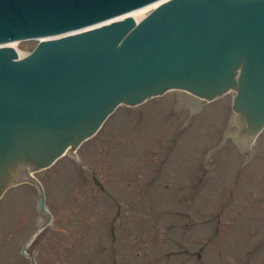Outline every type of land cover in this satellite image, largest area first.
Wrapping results in <instances>:
<instances>
[{"label": "rangeland", "instance_id": "rangeland-1", "mask_svg": "<svg viewBox=\"0 0 264 264\" xmlns=\"http://www.w3.org/2000/svg\"><path fill=\"white\" fill-rule=\"evenodd\" d=\"M230 106V95L199 107L169 93L120 108L35 174L51 219L33 241L46 221L36 187L0 200V264H29L22 248L34 264H264V131L250 156L217 150Z\"/></svg>", "mask_w": 264, "mask_h": 264}, {"label": "water", "instance_id": "water-1", "mask_svg": "<svg viewBox=\"0 0 264 264\" xmlns=\"http://www.w3.org/2000/svg\"><path fill=\"white\" fill-rule=\"evenodd\" d=\"M154 1L0 0V44L79 30ZM172 89L208 101L235 91L239 136L256 134L264 124V0H168L138 23L125 17L41 41L21 59L0 47V194L18 168L49 165L118 104Z\"/></svg>", "mask_w": 264, "mask_h": 264}, {"label": "bare ground", "instance_id": "bare-ground-1", "mask_svg": "<svg viewBox=\"0 0 264 264\" xmlns=\"http://www.w3.org/2000/svg\"><path fill=\"white\" fill-rule=\"evenodd\" d=\"M155 5H152V6H149V7H146V8H143V9H140V10H137V11H135V12H133V13H131V14H129V16H131L133 19H135V20H138V19H140L141 17H143L150 9H152L153 7H154ZM13 46H16V45H13ZM19 55H21L20 53H19ZM23 178V180H29V177H27V176H23L22 177ZM21 178V179H22Z\"/></svg>", "mask_w": 264, "mask_h": 264}]
</instances>
